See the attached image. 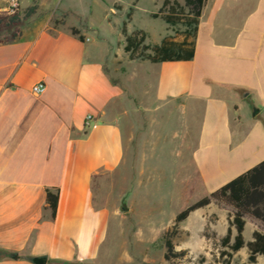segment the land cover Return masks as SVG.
<instances>
[{"label":"crops","instance_id":"1","mask_svg":"<svg viewBox=\"0 0 264 264\" xmlns=\"http://www.w3.org/2000/svg\"><path fill=\"white\" fill-rule=\"evenodd\" d=\"M41 1L18 0L21 11L38 10L19 38L0 44V264L35 257L125 264L116 225L129 218L153 225L188 192L187 130L196 109L202 119L192 159L206 196L264 161V127L247 122L245 130L241 114L264 97V0H206L193 36L165 37L175 50L192 42L194 57L152 63L158 103L142 107L125 106V90L108 71L106 39L67 19L56 24V0ZM40 82L46 88L36 95ZM54 188L52 219L46 191ZM213 206L193 214L202 218ZM255 231L264 232L246 219V243Z\"/></svg>","mask_w":264,"mask_h":264},{"label":"rangeland","instance_id":"2","mask_svg":"<svg viewBox=\"0 0 264 264\" xmlns=\"http://www.w3.org/2000/svg\"><path fill=\"white\" fill-rule=\"evenodd\" d=\"M5 1L0 0V3ZM164 1L56 0L54 4L58 9L57 18L60 21L67 19L70 24L84 28L89 36L106 39L109 48L108 71L113 81L118 82L124 88L127 97L124 103L126 107L130 105L152 106L158 103L154 101L157 70L149 59L130 58V53L124 49L127 43L126 36L133 35L137 31L143 32L145 40L142 45L149 46V49L143 50L140 46L137 53L153 55V47L163 38L179 40L187 29L185 24L170 25L160 17H153V14L160 12L161 9L163 14L168 13L171 7L188 15L189 9L185 0H170L166 6H164ZM32 3H35V0H32ZM41 3L46 7L51 6L52 0H42ZM6 5H9V1ZM128 13H131L130 19L127 18ZM124 22H126V34L122 32ZM136 37L139 40L141 34ZM174 114L171 112L170 115L174 116ZM201 114V110L196 109L195 113L189 117L186 155L189 168L186 183L188 192L180 199L173 201L170 206H166L162 216L153 225L137 224L132 218L116 225L115 233L118 239L114 242L115 250L118 259L121 254L123 255L125 264H168L164 259L166 252L163 242L164 232L171 229L176 215L206 196V188L198 181L192 159L198 126L202 119ZM241 114L243 122L246 123L245 130L250 127L248 123H258L264 127V97L258 96L250 99L243 107ZM152 178L154 182L163 179V176ZM230 214V209L216 204L207 210L202 218L197 213H191L189 219L183 225H179V232L173 239L177 251H189V254L184 256L178 264H225L226 258L221 256L225 248L221 247L220 239L227 232ZM248 231L249 228L246 231L247 240ZM111 245L112 240L107 241V246L112 248ZM231 263L249 264L247 248L234 254ZM257 264H264V257L258 260Z\"/></svg>","mask_w":264,"mask_h":264},{"label":"trees","instance_id":"3","mask_svg":"<svg viewBox=\"0 0 264 264\" xmlns=\"http://www.w3.org/2000/svg\"><path fill=\"white\" fill-rule=\"evenodd\" d=\"M170 0L164 1V6L169 4ZM206 0H185L186 6L189 9L188 15L176 11L171 7L168 13H164L162 9L160 12L153 14L154 18H161L167 24L177 25L185 24L187 29L184 34L189 37L196 32L199 18ZM38 5L33 4L24 11L20 8L14 11L3 10L0 7V35L4 32H10L9 35L0 36V44L11 42L21 36L20 26L25 23L30 17L36 14ZM131 13H128L127 18L130 19ZM62 21L57 20L56 24ZM73 35L78 36L79 40L84 41V36L80 31L73 27L71 28ZM123 34L127 33L126 22L122 27ZM141 34V38L137 40V35ZM145 40V35L141 31L135 32L133 35L126 36L125 51L130 53V58H145L153 63L164 61H181L191 60L194 57V45L184 41L177 50H175V43L165 38L160 46L153 47V55H145L144 53H137L140 46L143 50H148L149 46L142 45ZM47 206L51 211L52 219H55L58 203L59 190L57 188L47 189L46 191ZM216 204L220 207L230 209V216L228 220V228L224 237L220 239V244L225 250L221 253L222 257L226 258L225 264H232L231 260L234 254L238 253L243 248H247L249 264H257L258 257L264 256V232L255 231L253 240L246 243L243 232L246 225V219L255 222L264 230V161L254 166L242 175L227 182L214 192L201 198L197 202L188 206L181 211L174 219L171 229H168L163 234V242L165 244L166 252L164 259L168 264H178V262L189 254L188 250H176L174 244V237L179 232V225L184 222L191 213L198 209L205 208L210 204ZM235 230V234L233 232Z\"/></svg>","mask_w":264,"mask_h":264},{"label":"built area","instance_id":"4","mask_svg":"<svg viewBox=\"0 0 264 264\" xmlns=\"http://www.w3.org/2000/svg\"><path fill=\"white\" fill-rule=\"evenodd\" d=\"M17 8H19L18 0H9V9L8 10L12 12ZM45 88H46L45 84L40 82V83L35 84L32 87V91L34 94L40 95L41 93L44 92ZM87 120H90V117H88Z\"/></svg>","mask_w":264,"mask_h":264},{"label":"water","instance_id":"5","mask_svg":"<svg viewBox=\"0 0 264 264\" xmlns=\"http://www.w3.org/2000/svg\"><path fill=\"white\" fill-rule=\"evenodd\" d=\"M32 262L34 264H46L47 263V258L45 257H35L32 259Z\"/></svg>","mask_w":264,"mask_h":264}]
</instances>
